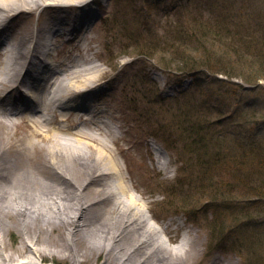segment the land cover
<instances>
[{
  "label": "rangeland",
  "instance_id": "1",
  "mask_svg": "<svg viewBox=\"0 0 264 264\" xmlns=\"http://www.w3.org/2000/svg\"><path fill=\"white\" fill-rule=\"evenodd\" d=\"M32 1L43 3L49 0ZM86 1L70 0L49 7H44L46 4L43 3L28 18L31 32L26 28L23 31L32 37L41 28L51 27L53 16H66V23L61 20L59 24L65 23L60 32L47 34L56 55L54 64L64 70L55 77L64 78L69 70L87 67V62L102 68L103 74L93 85L95 92L91 102L94 111L84 113L80 110H65L62 113L70 119L63 122L58 120L60 124L52 125L56 129L66 127L72 131L71 135L64 134L65 138L72 140L74 145L84 147H87L88 140L80 142L81 136L76 134L78 130L97 132L99 127L105 128V124L115 130L117 145H109L113 147L133 194L147 204L146 212L151 222L158 228L167 223H170V229L178 228L171 234V242L168 241L170 246L182 241L183 246L190 245L186 246L190 248L189 253L176 264H264V199L254 201L247 198V201L246 198H239L234 205H231L230 200H237L238 197L229 199L232 194H243L248 190L242 184L243 177L234 171L238 170L239 164L234 163L231 154L236 151L234 142L237 135L234 137V134L242 132L243 124L233 123L237 119L235 110L249 106L263 109L264 112V78L247 84L240 73H235L233 78L201 71L197 72L201 73L198 77L183 75L184 71L163 69L157 58L151 59L137 49V46L144 44L149 27L154 25L155 28L157 23L161 27L166 24L169 17L165 13L166 9L191 6L184 9L187 15L202 2H210L203 5L204 14L210 7L218 8L219 11L228 7L233 14L243 17L247 24L243 32L248 37L246 39L253 37L255 42L251 39V45L264 46V0H216V4H212L211 0H193L192 3H189L190 0H92L89 4ZM88 6L98 11L99 16L84 30L81 22L78 25V19L81 20L80 16L87 11ZM197 13L200 15V11ZM15 20L17 23L22 17ZM69 29H72L71 34ZM124 30L125 37L122 34ZM141 30H145L143 35ZM166 30H170L167 24L163 33ZM18 35L9 36L6 46L17 42ZM230 44L228 41L223 44L212 41L208 46ZM255 58L243 62V66L246 64L247 69H251L250 61H255ZM197 78L199 81H196ZM216 80L220 82L216 83ZM233 84H242L243 89L236 91ZM66 92L61 86L57 88L60 97L65 93L63 99L68 95ZM184 94L187 95L182 96ZM186 97L189 100L183 105L185 110L178 112L177 102ZM38 110L43 108L39 107ZM189 114L202 128L205 126L204 120L214 121L207 135L214 132L218 136L224 131V137L215 138L220 140L215 149L211 147V141L207 151L200 147L202 153L188 155L186 158L189 163L184 165L178 155L179 152L183 153L182 143L175 131L183 128L188 121L186 115ZM40 115V112L36 113V117ZM86 116H90L92 121L84 122ZM17 122L20 127L13 128V131L20 136L30 132L27 117L17 116ZM262 130L264 133V127ZM100 138L111 141L110 137L102 134ZM89 141L99 146L96 141ZM188 151L191 152L189 148ZM213 153L215 156H212ZM210 157L221 162L209 165L207 160ZM165 163L169 168L165 169ZM93 165L96 167V163ZM99 167L97 165V169ZM81 174L84 180L90 178L86 172ZM108 181L115 183L117 180L109 176ZM28 188L41 194L49 192L44 185L36 182ZM234 207L237 209L233 210ZM87 215L88 231L83 232L85 240L75 243L58 229L49 230L51 226L45 223L49 216L45 211H41L38 216L33 215L35 218L24 213L10 217L0 211V223L4 227L0 237L5 243L4 251L0 250V253L11 256L7 263L17 262L27 258L30 253V247L27 246L33 245L38 252L36 254L42 255L39 257L46 263L75 264L74 259L79 258L80 264H117L118 258H114L115 254L108 255L104 247L106 242L97 235L100 226L110 221L109 215H104L102 210L92 222L90 214ZM248 232L255 236L251 237ZM131 237L132 233L127 242ZM162 237L167 240L166 236ZM131 264L137 262L133 260Z\"/></svg>",
  "mask_w": 264,
  "mask_h": 264
},
{
  "label": "bare ground",
  "instance_id": "2",
  "mask_svg": "<svg viewBox=\"0 0 264 264\" xmlns=\"http://www.w3.org/2000/svg\"><path fill=\"white\" fill-rule=\"evenodd\" d=\"M69 1L49 0L43 3L46 4L44 7H49ZM43 3L0 0V211L10 217L20 213L34 217L45 211L49 216L45 221L48 227L51 226L49 230L58 229L76 243L85 240L83 232L88 231L87 214H90L92 222L103 210L110 221L100 226L97 235L106 242L104 247L108 255L115 254L114 258H118L117 264H131L133 260L137 264L178 263L189 253L190 248L186 246L190 245L183 246L182 241L170 246L171 234L178 228L170 229V223L158 228L151 222L146 212L147 204L133 194L113 147L109 145H117L115 130L109 124H105V128L99 127L97 132L78 130L79 141L88 140L87 147H84L74 145L72 140L65 138L64 134L71 135L72 131L66 127L56 129L52 125L59 123L58 120L70 119L62 113L65 110L94 111L91 102L95 92L93 85L103 72L99 65L87 62V67L69 70L64 78L55 77L64 70L54 64L56 55L47 34L60 32L66 23V16H53L52 26L41 28L32 37L23 33L25 28L31 32L28 18ZM17 17H22V20L15 23ZM97 17V11L88 6L80 16L81 20L78 19V25L81 22V28L88 29ZM61 20L65 23L60 26ZM12 35H18V41L6 46ZM60 86L67 91L66 99L62 96L65 93L61 97L57 94ZM28 94L31 100L25 97ZM22 104L26 107L23 111ZM39 107L43 110H37ZM37 112L41 113L40 117H36ZM19 115L30 118V132L22 136L13 131V128L20 127L17 122ZM90 121L92 118L86 116L84 122ZM101 134L110 137L111 141L101 139ZM89 140L96 141L100 147L92 145ZM164 166L169 168L166 163ZM83 172L90 178L84 180ZM109 176L117 181L110 183ZM35 182L44 185L49 192L41 194L28 188L33 187ZM3 229L0 223V232ZM131 233L132 237L127 242ZM4 245L0 237V250L4 251ZM27 247H30L27 258L7 263L11 256L0 253V264H56L44 262L33 245ZM73 263L80 264L79 258Z\"/></svg>",
  "mask_w": 264,
  "mask_h": 264
},
{
  "label": "trees",
  "instance_id": "3",
  "mask_svg": "<svg viewBox=\"0 0 264 264\" xmlns=\"http://www.w3.org/2000/svg\"><path fill=\"white\" fill-rule=\"evenodd\" d=\"M192 1L190 0L189 3H192ZM211 1L212 4L217 3L216 0ZM207 3L210 4V2H202L197 7L195 6L196 8L191 9L192 11L187 15L184 9L191 6L166 9L167 16H169L166 24L170 30H166L163 35H160L152 26L149 27L144 36V44L137 46L139 52L151 59L157 58L158 64L165 70L184 71V74H193L195 77L200 76L202 72L223 74L231 78L235 73H240L244 75L243 81L247 84L256 83L263 79L264 46L251 45V39L253 43L255 42L251 35V39H246L248 38L247 35L243 34L244 28L247 26L245 19L236 13L233 14L228 7L221 8L220 11L218 8L210 7V10L204 14L203 5ZM197 11H200V15ZM136 18L139 21L141 20L140 17ZM171 18L173 19L170 20ZM123 24L127 25L125 22ZM166 24L162 26L165 27ZM158 25L160 26V23ZM145 30H141L142 35ZM212 41L216 44L217 41L222 44L228 41L231 44L230 46H208L209 42ZM251 56L256 57V60L250 61L252 67L247 69V65L243 66V62L250 60ZM200 71L201 73H197ZM245 71L249 73H244ZM196 81H199V78ZM218 82L220 81L216 80V83ZM210 84H213V82ZM229 84L231 85V82ZM233 86L239 92L243 89L242 84H233ZM187 100H189V97L177 102L176 109L178 112L182 109L185 110L183 105ZM245 107L247 108L238 107L235 110L237 119L233 123L243 124H241L242 132L238 131L237 134H234V137L237 135L234 142L236 151L231 154L235 160L234 163L239 164L238 170L234 169V171L239 172L240 176L243 177L241 178L242 184H245L248 190L244 191L245 194L243 192V194L230 195L229 199L238 197L237 200H230L231 202L226 199L231 205L237 203L239 198H246L247 201L248 199L254 201L264 199V133L262 130L264 127V120H262L264 112L263 109ZM186 118L188 121L184 123L183 128L175 131V135L182 143L183 153L179 152L178 155L184 165L189 163V159L186 158L188 155L202 153L200 147L206 148L205 151H207L208 144L211 141V147L215 149L217 141H220L215 138L221 137L223 139L224 137L222 136L224 131H221L218 136L214 132L210 136L207 135L214 121L204 120L206 122L202 128V125L199 126L194 122L190 114L186 115ZM188 148L191 151L190 153ZM213 154L212 156H215ZM217 162H221V160L216 161L211 157L207 160L209 165ZM232 209H237V207ZM248 233L251 237L255 236L251 232Z\"/></svg>",
  "mask_w": 264,
  "mask_h": 264
}]
</instances>
